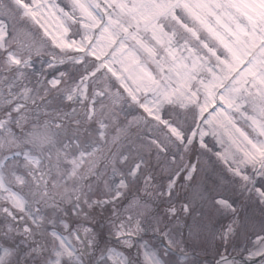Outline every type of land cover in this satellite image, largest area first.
Segmentation results:
<instances>
[{
  "label": "snow or ice",
  "instance_id": "6c2138e0",
  "mask_svg": "<svg viewBox=\"0 0 264 264\" xmlns=\"http://www.w3.org/2000/svg\"><path fill=\"white\" fill-rule=\"evenodd\" d=\"M0 264H264V0H0Z\"/></svg>",
  "mask_w": 264,
  "mask_h": 264
},
{
  "label": "trees",
  "instance_id": "16d2710c",
  "mask_svg": "<svg viewBox=\"0 0 264 264\" xmlns=\"http://www.w3.org/2000/svg\"><path fill=\"white\" fill-rule=\"evenodd\" d=\"M207 259H209V260H210V259H211V256H209Z\"/></svg>",
  "mask_w": 264,
  "mask_h": 264
}]
</instances>
